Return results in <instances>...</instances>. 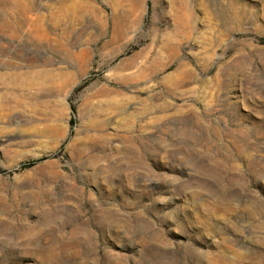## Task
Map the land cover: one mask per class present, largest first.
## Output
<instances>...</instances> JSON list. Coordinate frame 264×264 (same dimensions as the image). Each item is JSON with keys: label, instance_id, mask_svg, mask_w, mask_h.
<instances>
[{"label": "rangeland", "instance_id": "rangeland-1", "mask_svg": "<svg viewBox=\"0 0 264 264\" xmlns=\"http://www.w3.org/2000/svg\"><path fill=\"white\" fill-rule=\"evenodd\" d=\"M0 264H264V0H0Z\"/></svg>", "mask_w": 264, "mask_h": 264}, {"label": "bare ground", "instance_id": "bare-ground-1", "mask_svg": "<svg viewBox=\"0 0 264 264\" xmlns=\"http://www.w3.org/2000/svg\"><path fill=\"white\" fill-rule=\"evenodd\" d=\"M184 23V22H183Z\"/></svg>", "mask_w": 264, "mask_h": 264}]
</instances>
